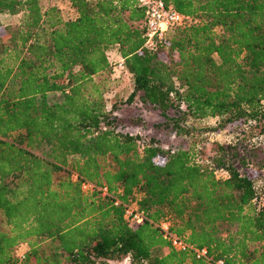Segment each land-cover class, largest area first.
I'll list each match as a JSON object with an SVG mask.
<instances>
[{
    "label": "trees",
    "instance_id": "obj_1",
    "mask_svg": "<svg viewBox=\"0 0 264 264\" xmlns=\"http://www.w3.org/2000/svg\"><path fill=\"white\" fill-rule=\"evenodd\" d=\"M40 1L0 0L19 16L0 24V264L19 245L23 264H264V0H162L183 19L149 49L139 0H66L67 21ZM118 61L158 128L187 140L210 118L199 140L229 141L205 157L119 132L93 80Z\"/></svg>",
    "mask_w": 264,
    "mask_h": 264
},
{
    "label": "rangeland",
    "instance_id": "obj_2",
    "mask_svg": "<svg viewBox=\"0 0 264 264\" xmlns=\"http://www.w3.org/2000/svg\"><path fill=\"white\" fill-rule=\"evenodd\" d=\"M40 4L42 8L51 4L56 6L63 20H72L75 17L73 9L69 6L66 0H41ZM18 22V15H10L6 13L0 15V24L2 26L17 25ZM2 39L4 43L8 42V39L3 36ZM111 59H113V57ZM93 80L103 86V98L105 100L106 108L108 109L111 103H114L118 107L116 114L119 123L117 130L119 132L138 135L143 140L152 138L156 140L161 147L170 149L186 148L188 146L187 141L194 139L193 141L199 143V146H201L205 157L212 156L214 153V147H212L210 141H218L222 144H226L227 141H229V136L226 133L209 136L208 139L210 141H207V138L205 137H203V141L199 140L201 134H203L201 132H203L204 128L214 125V120L210 118L195 122L194 128L196 131H193V135L196 137L187 140L174 137L168 131L158 128L156 125L161 122V119L157 112L140 106L136 100H133L132 103L125 102L132 88L130 78L125 73L120 74L117 71H113L111 75L101 73L94 76ZM57 99L58 94H48L46 96L48 103H52ZM60 174L61 172L58 171L53 173V176L54 178H57ZM262 202L264 203L263 199ZM0 228L7 230V226L2 221H0ZM21 251L15 252L13 255L18 254ZM110 264H126V261L112 262Z\"/></svg>",
    "mask_w": 264,
    "mask_h": 264
},
{
    "label": "built area",
    "instance_id": "obj_3",
    "mask_svg": "<svg viewBox=\"0 0 264 264\" xmlns=\"http://www.w3.org/2000/svg\"><path fill=\"white\" fill-rule=\"evenodd\" d=\"M140 6L144 9L145 13V48H152L156 43L160 42L165 33L169 28L176 26L181 23L182 16L172 10L170 7L164 5L162 0H139ZM120 74L124 73V69L121 61L115 64L114 70ZM93 186L89 183H81L80 189L82 192L87 193L93 190ZM99 196L104 197L106 195V188H98ZM125 217L130 226H136L140 224L143 220V215L141 212L137 211L134 207L128 206L124 211ZM160 228L163 232L167 230V224L162 223ZM171 246L177 251H184L188 247L181 241L175 238L170 239ZM196 258L205 257L204 250L194 249ZM18 258L16 264H23V253L22 251L16 254ZM221 264V262H217Z\"/></svg>",
    "mask_w": 264,
    "mask_h": 264
},
{
    "label": "crops",
    "instance_id": "obj_4",
    "mask_svg": "<svg viewBox=\"0 0 264 264\" xmlns=\"http://www.w3.org/2000/svg\"><path fill=\"white\" fill-rule=\"evenodd\" d=\"M21 250H23V246H22V245H19V246L15 249L14 253H15V252H19V251H21Z\"/></svg>",
    "mask_w": 264,
    "mask_h": 264
}]
</instances>
